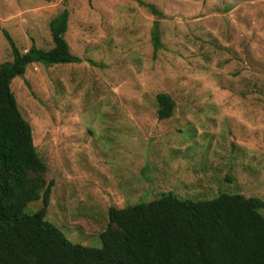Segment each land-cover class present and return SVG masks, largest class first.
<instances>
[{
	"label": "rangeland",
	"instance_id": "374dc122",
	"mask_svg": "<svg viewBox=\"0 0 264 264\" xmlns=\"http://www.w3.org/2000/svg\"><path fill=\"white\" fill-rule=\"evenodd\" d=\"M144 1L164 17L135 0H0V66L13 61L4 29L22 52L48 49L50 21L70 11L84 61L33 63L11 87L54 181L46 219L84 246H102L111 206L167 192L264 200V0ZM159 93L176 103L167 119Z\"/></svg>",
	"mask_w": 264,
	"mask_h": 264
},
{
	"label": "trees",
	"instance_id": "16d2710c",
	"mask_svg": "<svg viewBox=\"0 0 264 264\" xmlns=\"http://www.w3.org/2000/svg\"><path fill=\"white\" fill-rule=\"evenodd\" d=\"M135 1L164 17L154 3ZM69 18L67 8L52 18L48 49L32 43L22 52L3 30L13 61L0 66V264H264V200L241 193L193 199L167 192L123 208L111 206L101 247L73 243L46 219L54 181L45 178L47 165L11 83L33 63L84 61L66 39ZM152 36L155 48H161L159 28ZM157 102L159 119L173 115L176 103L169 94L159 93ZM36 200L42 206L26 212Z\"/></svg>",
	"mask_w": 264,
	"mask_h": 264
}]
</instances>
